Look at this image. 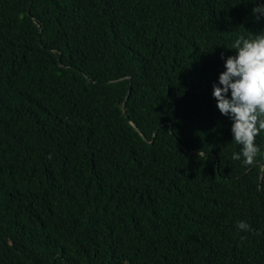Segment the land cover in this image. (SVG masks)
<instances>
[{
  "label": "trees",
  "instance_id": "1",
  "mask_svg": "<svg viewBox=\"0 0 264 264\" xmlns=\"http://www.w3.org/2000/svg\"><path fill=\"white\" fill-rule=\"evenodd\" d=\"M261 4L0 0V264H264V132L234 160L212 94Z\"/></svg>",
  "mask_w": 264,
  "mask_h": 264
},
{
  "label": "clouds",
  "instance_id": "2",
  "mask_svg": "<svg viewBox=\"0 0 264 264\" xmlns=\"http://www.w3.org/2000/svg\"><path fill=\"white\" fill-rule=\"evenodd\" d=\"M252 12L257 19L264 16V4L254 7ZM231 47L237 54L226 59L225 71L219 75L218 84L213 85L212 94L220 113L233 121L231 132L240 151L233 153L232 158H243V163L251 166L260 153L255 138L264 132V31L249 33L247 38L240 35ZM204 155L203 150L198 153ZM237 228L250 230L244 221L238 222Z\"/></svg>",
  "mask_w": 264,
  "mask_h": 264
}]
</instances>
